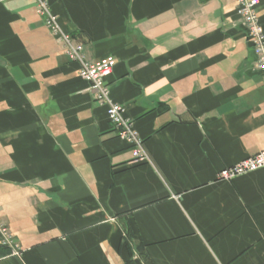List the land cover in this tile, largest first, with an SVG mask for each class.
Segmentation results:
<instances>
[{"label":"crops","instance_id":"1","mask_svg":"<svg viewBox=\"0 0 264 264\" xmlns=\"http://www.w3.org/2000/svg\"><path fill=\"white\" fill-rule=\"evenodd\" d=\"M144 142L135 164L32 0H0V264H264V85L235 0H47ZM257 17L264 31V0Z\"/></svg>","mask_w":264,"mask_h":264},{"label":"built area","instance_id":"2","mask_svg":"<svg viewBox=\"0 0 264 264\" xmlns=\"http://www.w3.org/2000/svg\"><path fill=\"white\" fill-rule=\"evenodd\" d=\"M38 16L49 34L62 45L65 56L78 65L79 77L88 84L94 102L107 109V118L117 138L124 141L131 153L135 164L149 161L144 149V142L136 132L133 122L125 117V109L114 103L110 98L109 86L106 78L116 64L114 58H105L99 62L88 63L83 56V46L76 43L71 36L60 26L58 17L54 15L47 0H32ZM236 15L239 18L242 29L245 32L246 41L254 54V66L261 74L264 85V31L257 17L259 0H235ZM264 169V150L255 156L246 158L234 166L222 169L218 179L229 182L237 176ZM0 240L2 246L12 245V236L0 218Z\"/></svg>","mask_w":264,"mask_h":264}]
</instances>
